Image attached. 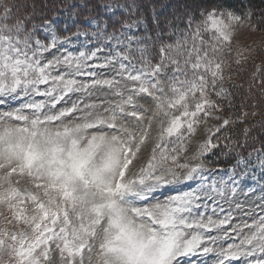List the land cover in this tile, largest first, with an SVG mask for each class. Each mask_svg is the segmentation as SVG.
Here are the masks:
<instances>
[{
	"label": "snow or ice",
	"instance_id": "1",
	"mask_svg": "<svg viewBox=\"0 0 264 264\" xmlns=\"http://www.w3.org/2000/svg\"><path fill=\"white\" fill-rule=\"evenodd\" d=\"M261 25L250 0H0V107L19 103L0 112V264H264V216L213 218L238 191L264 192V139L218 135L235 121L217 114L255 59L233 38ZM256 69L248 92L264 101ZM221 139L226 171L207 160Z\"/></svg>",
	"mask_w": 264,
	"mask_h": 264
},
{
	"label": "rangeland",
	"instance_id": "2",
	"mask_svg": "<svg viewBox=\"0 0 264 264\" xmlns=\"http://www.w3.org/2000/svg\"><path fill=\"white\" fill-rule=\"evenodd\" d=\"M56 31L58 35H68L71 32L75 31V26L73 24L72 19L69 18V16L66 13L60 14L59 16V21L58 24L56 26ZM138 33H142L143 32V28H140L138 30H136ZM207 38V37H206ZM76 47H71L69 46V50L71 51H76V48L79 47V43L75 42ZM251 46L253 49H256V51L253 53V56L255 57L254 59V63L253 62H249L248 64H246L244 66L243 69V74L240 75H233L232 81L231 83L236 84L240 79L243 80L247 75H249L251 77V75L256 72V66H260L262 69H264V51H260V49H264V30H258L256 32H252L251 30L244 28V29H238L236 32V35L233 38V49L235 51V49L237 47L239 48H247ZM51 53L48 54V58H51ZM100 73L102 75H107L110 76L112 74L111 70H105V69H101L99 70ZM233 90L234 88H230V91L232 92V96H233ZM102 96L108 95L107 92H104L101 94ZM76 96L72 97V101L76 100ZM213 99H215V97H213ZM69 101L67 103H63L61 105H59L58 107H68L70 106L71 102ZM86 103L89 102H93V103H99V101L96 99L95 96L90 97V98H86L85 100ZM140 104H144L145 106L147 105V102L145 100H139L138 101ZM232 102L233 99L231 97V100L228 101H220L218 100L217 103H219L221 105V107L223 108V111L220 113H217L218 115L221 116L222 119L225 118H230L233 121H238V115L236 114L234 107L232 106ZM15 107H19V103L18 102H14V104L12 105H7V106H3L0 107V112H4V111H8L11 108H15ZM222 119L219 121H209L207 125H201V129L198 130L197 133V137L193 140L192 145H190L189 148V154L195 150L196 147V139H203L204 136L202 135L203 133V129L205 127L208 126H212V125H218L220 123H222ZM208 160V158H207ZM209 161V160H208ZM209 167L213 168V169H223V170H227L224 168H217L214 167L211 162L209 161ZM221 175H224V173L222 172H213L212 176L209 177V179H219ZM226 179V176H225ZM195 185H193L194 187ZM179 187L181 190H187L186 186H177ZM264 200V192H261L259 188H257V190L255 192H247L245 191H238L237 195L235 198H232V200L228 203H224L223 201H221V204L223 206L224 211L221 212L219 207H216V213L217 215L214 216L213 218H219L225 214H227L228 212H231L234 219L232 221L233 225L238 224V223H242V222H247L249 224H251L254 220H258L260 218V216H264V211H261L260 208H257L256 205L260 204L261 201ZM236 204H240L241 207L237 208ZM212 205L209 204L207 209H202V211H206L207 215H212ZM247 213V214H245ZM248 230L245 229V232H247ZM215 234V233H213ZM232 241H227L226 243H230ZM219 246V245H218ZM204 261H207V264H214V260L212 257H192L191 258V262L192 264H203Z\"/></svg>",
	"mask_w": 264,
	"mask_h": 264
},
{
	"label": "trees",
	"instance_id": "3",
	"mask_svg": "<svg viewBox=\"0 0 264 264\" xmlns=\"http://www.w3.org/2000/svg\"><path fill=\"white\" fill-rule=\"evenodd\" d=\"M27 3L31 4L34 2V0H26ZM47 2L48 4L55 3V0H35V3L38 7L43 6V4ZM156 2H162V3H173L174 0H146V3H156ZM247 3L248 0H245ZM250 6L256 11V13L259 15L262 12H264V0H250ZM160 11H164V9H160ZM171 11V9H169ZM145 14L150 15V12H148L147 8H145ZM261 29L264 30V25H261ZM264 55V54H263ZM250 79V76L247 75L243 80H239L236 85H243V87H236L233 90V102L232 106L234 107V110L236 114L238 115V121H235V123L228 126L226 131H223L221 134L218 135H228L233 140H242L243 139V129L245 127L252 128V134L259 136L261 139H264V132H261L260 129V123L261 121H264V101L259 99V93L258 91H253V99L249 96L248 92V81ZM255 103L257 105L256 108H253L252 105ZM243 111L252 112L256 111L258 115L256 116H248L244 118V122H240V114ZM224 143L223 139H221V147L219 149L214 150V155H210L208 157V160L211 162V164L214 167L217 168H224L228 169L232 164L235 163L234 157L231 155H222V152H226L227 150L224 149ZM249 151L251 149H248Z\"/></svg>",
	"mask_w": 264,
	"mask_h": 264
}]
</instances>
